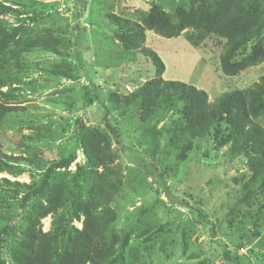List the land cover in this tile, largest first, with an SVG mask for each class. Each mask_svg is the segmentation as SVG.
Returning a JSON list of instances; mask_svg holds the SVG:
<instances>
[{"label": "trees", "instance_id": "obj_1", "mask_svg": "<svg viewBox=\"0 0 264 264\" xmlns=\"http://www.w3.org/2000/svg\"><path fill=\"white\" fill-rule=\"evenodd\" d=\"M30 4L32 7L24 5L21 7L24 10L19 11V7L0 3V139L5 118L16 114L20 108L9 103L16 98L13 87L17 85L10 66L21 69L20 55L36 48L52 49L55 53L59 45V40L50 33L29 38L26 26L38 22L41 16L34 14L33 8L42 6L37 1ZM10 12L20 25L8 29L1 16ZM108 19L118 29L115 37L119 44L113 48L134 53L132 60L142 55L155 67L154 77L133 92L108 95L113 110L125 116L136 108L135 115H131L135 121L134 131L152 136L153 147L147 150L151 157L155 153L154 138L158 135L160 145L167 149L162 152L173 155L177 163L189 159L196 148L195 141L201 143L207 139L214 151L225 149L227 159L244 161L246 172L234 178L239 198L229 207L225 224L230 233L248 231L245 227L252 224L254 230L250 234L259 236L255 229L262 227L264 217V126L260 122L264 118V75L250 88L226 91L210 102L204 90L179 81H166L163 60L143 44L147 32L172 39L186 31L187 41L195 47H200L207 39L213 40L221 48V72L227 77H237L264 63V0H161L152 3L136 22L114 13L109 14ZM7 55L16 61V67L6 59ZM106 127L109 131L103 132L79 123L78 139L86 161L77 165L75 171L70 168L77 160L76 151L50 162L31 161V168L39 174L36 182V178L30 183L0 178V264H133V256L135 264H141L137 258L143 245L142 242L140 247L131 245L134 236L148 244L166 227L156 229L151 223L147 224L149 211L146 214L141 207L135 226L116 230L118 213L112 205L121 198L124 183L122 177H118L120 168L114 166L118 153L112 150L113 143L119 145L121 151H129L122 145L118 130L109 124ZM2 149L0 140V174L22 175L25 171H16L11 165L20 159L5 154ZM168 196L173 200L170 193ZM192 214L196 217L193 215L195 222L188 219L191 228L194 229L196 223L205 224L201 209L198 214ZM49 216L51 229L44 232L42 221ZM81 220V229L73 225L74 221ZM208 220L206 225L210 226ZM167 225L168 230L171 223ZM179 226L176 225V230L180 233L179 245L184 255L190 249V233L195 230L190 232L185 226L180 230ZM210 228L214 238L215 225ZM245 243L248 240L236 242L235 246L244 249ZM160 249L165 258L166 247L162 244ZM224 258L229 262L240 260L227 244Z\"/></svg>", "mask_w": 264, "mask_h": 264}, {"label": "rangeland", "instance_id": "obj_2", "mask_svg": "<svg viewBox=\"0 0 264 264\" xmlns=\"http://www.w3.org/2000/svg\"><path fill=\"white\" fill-rule=\"evenodd\" d=\"M34 1L42 6H35L32 12L41 16L38 22L26 26L29 38L50 33L59 40V45L55 53L52 49L36 48L20 55L21 69L9 55L6 57L15 65L16 68L10 66V70L12 77L17 79L13 87L16 98L9 103L20 108L16 114L5 118L0 140L5 154L20 159L11 165L16 171L25 172L19 177L1 173L0 178L20 183H30L36 178V182L39 174L31 168V161L50 162L74 151L77 160L70 170L75 171L77 165L86 161L78 139L79 123L103 132L109 131L106 127L109 124L118 130L122 145L132 153L121 151V147L113 143L112 150L118 153L114 166L120 168L118 177H122L124 183L121 198L112 205L118 213L116 230L135 226L141 207L146 214L149 211L145 218L147 224L151 223L156 229L166 227L148 244L134 236L131 245L140 247L141 242L143 245L137 258L141 264L147 261L148 264H198L201 261L206 264H264V217L262 227L255 229L259 236L250 234L254 230L252 224L245 227L248 231L234 233L228 232L225 224L229 207L239 198L234 178L246 172L244 161L227 159L225 149L214 151L207 139L201 143L195 141L196 148L189 159L177 163L173 155L162 152L167 149L160 145L158 135L154 138L155 153L151 157L147 150L153 147L152 136L134 131L135 121L131 115H135L136 108L123 116L113 110V102L108 98L110 93L129 94L155 75L150 59L137 55V59L132 60L134 53L113 48L119 44L115 37L118 29L110 23L108 15L114 13L136 22L152 3L161 0H0V3L19 7L17 10L22 11V6L32 7L30 3ZM1 20L8 29L20 25L11 12L1 16ZM146 37L143 46L155 51L165 64L164 79L204 90L210 102L226 91L250 88L264 75L263 63L237 77L225 76L220 70L221 48L215 41L207 39L200 47H195L187 41L186 31L172 39L153 32H147ZM260 122L264 126V118ZM162 125H158L157 131ZM200 209L205 215L202 220L205 224L196 223L193 229L188 219L195 222L196 215L192 212L198 214ZM207 220L210 226L206 225ZM51 222V216L42 221L44 232L51 229ZM168 223L171 225L167 230ZM177 224L180 230L183 226L189 231L195 230L190 231V249L184 255ZM212 224L216 229L214 238L210 232ZM73 225L81 229L82 220L74 221ZM246 240L248 243L242 252L235 243ZM151 244L154 248H150ZM162 244L166 247L165 258L160 249ZM225 244L240 259L238 262L224 258ZM5 258L9 261L7 253ZM133 260L135 264L134 256Z\"/></svg>", "mask_w": 264, "mask_h": 264}, {"label": "built area", "instance_id": "obj_3", "mask_svg": "<svg viewBox=\"0 0 264 264\" xmlns=\"http://www.w3.org/2000/svg\"><path fill=\"white\" fill-rule=\"evenodd\" d=\"M242 252H244V249H242Z\"/></svg>", "mask_w": 264, "mask_h": 264}]
</instances>
